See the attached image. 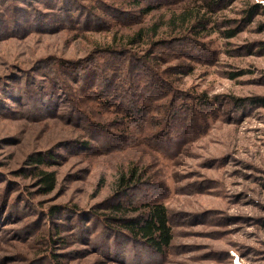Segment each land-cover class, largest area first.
I'll list each match as a JSON object with an SVG mask.
<instances>
[{"label":"rangeland","instance_id":"374dc122","mask_svg":"<svg viewBox=\"0 0 264 264\" xmlns=\"http://www.w3.org/2000/svg\"><path fill=\"white\" fill-rule=\"evenodd\" d=\"M0 264H264V0H0Z\"/></svg>","mask_w":264,"mask_h":264},{"label":"trees","instance_id":"16d2710c","mask_svg":"<svg viewBox=\"0 0 264 264\" xmlns=\"http://www.w3.org/2000/svg\"><path fill=\"white\" fill-rule=\"evenodd\" d=\"M154 9L150 8L147 10V14H150ZM190 13H184L178 15L176 18L171 20V24L176 23L184 24L188 20L187 17L191 16ZM196 22V27L204 30L205 26L201 18L194 19ZM155 29L152 28L149 34L145 30H139L135 33L131 44L140 42L144 37L153 36L155 34ZM232 35V34H230ZM37 163H43V160L38 158L37 160H31ZM41 184L44 186L46 193H51L55 189V177L52 173L41 174ZM139 172L135 168L128 169L120 174L117 183V189L121 192L130 190L136 181H139ZM125 192V193H126ZM133 206V202H131ZM138 209H126L124 204L113 205V212L122 216V227L130 235L133 241L141 242L150 246L158 252H163L164 250L171 247L174 240L173 230L170 225L169 211L167 207L162 203H145L141 208ZM143 211L142 215L136 216L134 218H127L128 214L139 213ZM125 217V218H124ZM112 229V228H110Z\"/></svg>","mask_w":264,"mask_h":264}]
</instances>
